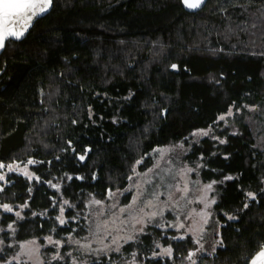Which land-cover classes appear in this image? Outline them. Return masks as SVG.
<instances>
[{
  "label": "trees",
  "instance_id": "16d2710c",
  "mask_svg": "<svg viewBox=\"0 0 264 264\" xmlns=\"http://www.w3.org/2000/svg\"><path fill=\"white\" fill-rule=\"evenodd\" d=\"M52 1L0 54V164L32 158L37 178L0 179V202L26 204L21 217L0 214L14 227L5 242L83 237L89 198L124 188L149 152L182 141L183 160L214 182L220 241L204 260L247 264L264 247V0H207L196 12L180 0ZM157 243L171 254L153 256ZM193 246L147 225L87 264L132 254L182 264ZM13 252L5 243L0 258Z\"/></svg>",
  "mask_w": 264,
  "mask_h": 264
},
{
  "label": "rangeland",
  "instance_id": "374dc122",
  "mask_svg": "<svg viewBox=\"0 0 264 264\" xmlns=\"http://www.w3.org/2000/svg\"><path fill=\"white\" fill-rule=\"evenodd\" d=\"M205 132L208 130L200 129L194 133L202 135ZM185 150L182 141L158 146L147 154L149 165L146 168L134 167L131 179L124 188L109 191L104 200L89 198L84 209L87 233L83 237L65 240L46 237L43 243L36 238L19 242L9 238L5 242L1 233L7 231V236L11 237L14 227L12 224L0 225V253L5 243L14 249L10 255L0 258V264H87L93 258L119 251L124 243L134 239L147 225L169 230L176 239L186 236L192 239L194 246L182 264H208L203 256L212 254L220 241V223L212 217L214 182L201 180L198 164L191 165L183 160ZM29 161L34 163L32 158H28L3 164L0 175L4 180L11 173L37 179ZM50 187L59 190V183L51 182ZM128 205L132 207L128 208ZM25 207V203L0 202V214L5 212L21 217ZM59 208L58 220L65 221V201ZM121 208H125V212H121ZM170 254V247L156 244L153 256ZM122 264L138 263L132 254Z\"/></svg>",
  "mask_w": 264,
  "mask_h": 264
},
{
  "label": "snow or ice",
  "instance_id": "6c2138e0",
  "mask_svg": "<svg viewBox=\"0 0 264 264\" xmlns=\"http://www.w3.org/2000/svg\"><path fill=\"white\" fill-rule=\"evenodd\" d=\"M184 3L188 7H197L200 0H196V3H190L189 0H184ZM50 4L51 0H0V47H3L7 38L18 39L23 34V31L30 26L31 21L43 14ZM14 28L16 30H14ZM220 119L223 120L224 117L222 116ZM203 134L207 135L206 132ZM81 159H83V157H81ZM28 163L32 162L29 161ZM0 167L4 166L0 164ZM9 168L11 169V166H9ZM149 171H151V169ZM0 179H3V177L0 176ZM129 179H131V177ZM229 179H231V177H229ZM207 187L211 188V185H207ZM65 203H67V201H65ZM95 203L100 204L101 202L95 201ZM133 203H135V201ZM149 203H151V201H149ZM4 207L8 211H11L7 205ZM127 207L131 208L132 206L128 205ZM125 210V208L120 209L121 212H125ZM141 211H143V209H141ZM61 212H63V209H61ZM17 215H19V213H17ZM152 215H155V213ZM60 222L64 223L63 220ZM258 261L264 262V249L257 254L251 264H257Z\"/></svg>",
  "mask_w": 264,
  "mask_h": 264
},
{
  "label": "water",
  "instance_id": "95a60500",
  "mask_svg": "<svg viewBox=\"0 0 264 264\" xmlns=\"http://www.w3.org/2000/svg\"><path fill=\"white\" fill-rule=\"evenodd\" d=\"M206 1H207V0H200V3H199V5H198L197 7H188V6L184 3V0H180L182 7H183L186 11H189V12H196V11L200 10V9L204 6V4L206 3ZM189 2H190V3H196V0H189ZM52 4H53V1L51 0V4L48 6L47 10H46L43 14H41L40 16H38L37 18H34V19L31 21L30 26H28V27L26 28V30L23 31V34H22L18 39H17V38H7V39L5 40V42H4L3 47H0V54L2 53V51H3L4 47H5V44H6V42H7L9 39L14 40V41L22 40V39L27 35V33L29 32V30H30L31 27L33 26L34 22H35L38 18H40V17L46 15V14L51 10V8H52ZM14 30H16V29L14 28ZM262 249H264V247H261V248L258 249L256 252H254L253 255L249 258L247 264H251L252 260L256 258L257 254H258ZM257 264H264V262H262V261H258Z\"/></svg>",
  "mask_w": 264,
  "mask_h": 264
}]
</instances>
